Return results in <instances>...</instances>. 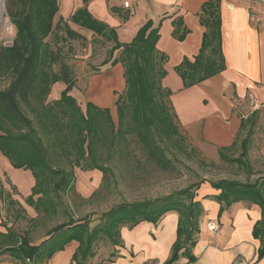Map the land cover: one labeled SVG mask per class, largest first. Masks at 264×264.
<instances>
[{"label": "trees", "instance_id": "1", "mask_svg": "<svg viewBox=\"0 0 264 264\" xmlns=\"http://www.w3.org/2000/svg\"><path fill=\"white\" fill-rule=\"evenodd\" d=\"M83 1L84 6L78 8L70 19L62 16L56 19L59 0H5L7 16L16 34L12 44H0V77L9 80L5 88H0V152L14 168L33 172L36 185L28 199L31 200L35 193H43L52 210H56L53 194L43 187L46 182L55 181V193L58 194L73 182L74 172L52 164L50 147L60 148V154L68 161L76 162V165L101 170L105 179L108 168L97 162V156L106 148L123 146L127 134L135 135L148 159L166 171L174 169L175 163L168 156L160 138L181 135L170 105L172 91L162 84L167 75L165 63L168 57L157 48L159 26L148 20L132 41L121 42L116 28L96 18L88 9L89 0ZM111 10L119 12L117 7H111ZM120 15L124 20L129 18L128 11ZM200 17L206 27L201 51L193 60L185 58L175 67L185 88L226 69L220 0L205 3ZM70 21L114 42L102 64L114 66L122 63L124 66L125 88L116 101L117 122L109 108L88 101L84 109L69 91L76 85L77 79L63 46L69 40H87L82 32L70 25ZM58 81L65 82L67 89L61 98L49 101L52 87ZM257 116L258 110L252 111L243 120L242 130L233 145L219 149L223 159L237 163L240 167L249 166L248 147ZM247 124L251 125L250 129L241 139ZM238 141L242 151L238 157H232L229 152ZM204 182L163 196L115 205L102 214V224L94 227L87 220L60 223L40 243H33L28 233L17 237L16 232L9 227L10 232H0V260L3 254L8 253L18 264H28L27 259L33 262L31 264H40L75 240L79 246L73 260L77 264H88L100 240L122 245L123 227L132 228L141 221L156 223L168 212L176 211L179 213L178 236L171 255L163 264H173L184 255L194 261L192 248L196 244L200 218L204 213L201 202L196 200V191ZM209 182L213 188L221 191L214 196L221 210L241 200L261 206L263 217L254 232L262 241L259 249V258H262L264 176L254 182L226 178ZM11 189L14 187L11 186ZM7 195L11 196L12 203V192L0 181V217ZM41 198L39 196L35 201L38 209L41 208L40 202H45Z\"/></svg>", "mask_w": 264, "mask_h": 264}, {"label": "crops", "instance_id": "2", "mask_svg": "<svg viewBox=\"0 0 264 264\" xmlns=\"http://www.w3.org/2000/svg\"><path fill=\"white\" fill-rule=\"evenodd\" d=\"M208 1L211 0H133L132 7L127 9L119 0H90L88 9L96 18L115 27L121 42L132 41L148 20L159 26L157 48L168 57L167 75L162 84L172 91L169 100L180 132L197 149H221L233 145L242 130L243 120L249 116L247 110H259L260 105H264V3L220 0L226 69L185 88L175 67L185 58L193 60L200 53L206 31L200 14ZM82 6L83 0H75L69 16L58 12L56 19L61 16L70 19ZM111 7H117L119 12H113ZM127 11L129 18L124 20L120 13ZM70 25L73 27L71 21ZM118 65L123 66L117 63L113 67ZM88 101L112 111L117 96L89 97ZM111 115L114 118L112 112ZM0 160L8 169L13 168L1 152ZM92 172L89 180L99 176V172ZM95 188L85 192V196ZM220 192L208 181L197 189L196 200L201 202L204 213L192 248L195 260L190 261L184 255L173 264H264V256L259 258L262 241L254 232L263 217L261 206L241 200L221 210L214 198ZM212 221L219 226L218 233L209 230L208 224ZM178 226L179 213L176 211L168 212L156 223L141 221L132 228L125 226L121 230L122 245L105 243L95 248L98 254L91 257L88 264H96L98 257L100 264H163L177 240ZM78 246L73 240L40 264H77L73 255ZM103 252L108 253L105 259L100 257ZM112 253L115 256H111ZM0 264L18 262L8 256L2 258Z\"/></svg>", "mask_w": 264, "mask_h": 264}, {"label": "rangeland", "instance_id": "3", "mask_svg": "<svg viewBox=\"0 0 264 264\" xmlns=\"http://www.w3.org/2000/svg\"><path fill=\"white\" fill-rule=\"evenodd\" d=\"M74 1L60 0L59 14L65 17L69 16ZM3 5L4 14L0 44L9 45L14 40L16 30L7 16L5 0ZM72 23L76 30L86 36L87 40L85 42L69 40L63 46L67 61L74 69L77 79L76 85L69 89L70 93L84 109L89 97L96 98L103 95L114 97L116 95L118 99L119 94L125 88L124 67L122 65L113 67L110 64H102L109 56V50L114 42L93 34L74 22ZM55 69L57 70L58 67L56 66ZM8 83V78L0 77V88H5ZM66 89L67 84L65 82H56L48 100L61 98ZM109 100L112 101V99ZM111 110L114 120L117 122L116 103ZM251 111H253L252 108L248 109V114H251ZM35 125L39 128L37 122ZM250 126L247 124L241 139L246 136ZM180 134V137L174 135L171 138H160L168 156L174 159L175 163V168L168 171L163 170L148 159L142 144L135 135L127 134L123 146L118 148L116 145L113 148H106L97 156V162L108 168L105 179L101 170L86 169L81 165H76V162L68 161L65 156L60 154V148L50 147L49 155L52 164L55 167L74 172L73 182L66 190L59 191L58 194L55 193V181L46 182L43 187L48 193L53 194L56 210L49 208L46 203L48 198L43 197V193H35L33 198L31 197L33 202L28 199L36 185V179L31 170L14 167L10 170L0 160V181L7 190L12 192V197L15 200L11 203V196L7 195L3 201L0 232L8 233L10 232L9 227H11L18 235L17 237H23L28 233L33 243H40L48 237V233L53 227L63 222L74 221L78 223L87 220L91 227L102 224V214L115 205L163 196L199 184L202 181L209 182L226 178L254 182L257 178L264 176V105H260L254 133L250 138L247 158L249 166L247 167H240L237 163L233 164L223 159L219 149H206V147L197 149L186 136L181 132ZM41 136L44 138L43 133ZM44 141L48 145L47 141ZM241 151L240 141H238L229 155L238 157ZM93 170L99 172V176L89 180ZM31 180L34 181V184ZM11 186L14 187L13 190ZM29 186H31L30 189ZM94 188L92 193H88L90 195L85 196L87 194L85 192ZM39 196L45 201L40 202V209L35 205ZM105 243L112 244L107 240H100L95 245L94 250L103 247ZM98 251H95L93 257L98 254ZM8 256H10L8 253L3 254L1 258ZM107 256V252L100 255L101 258ZM99 260V257L95 260L96 264H100ZM27 263L31 264L32 262L27 261Z\"/></svg>", "mask_w": 264, "mask_h": 264}, {"label": "built area", "instance_id": "4", "mask_svg": "<svg viewBox=\"0 0 264 264\" xmlns=\"http://www.w3.org/2000/svg\"><path fill=\"white\" fill-rule=\"evenodd\" d=\"M121 5L124 7V8H131L132 7V4H133V0H119ZM258 1H261L264 3V0H258ZM208 228L210 231H212L213 233H218L220 231V228L219 226L215 223V222H209L208 224Z\"/></svg>", "mask_w": 264, "mask_h": 264}, {"label": "bare ground", "instance_id": "5", "mask_svg": "<svg viewBox=\"0 0 264 264\" xmlns=\"http://www.w3.org/2000/svg\"><path fill=\"white\" fill-rule=\"evenodd\" d=\"M4 0L0 1V38H1V30L3 27V14H4V5H3Z\"/></svg>", "mask_w": 264, "mask_h": 264}]
</instances>
